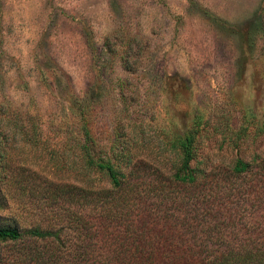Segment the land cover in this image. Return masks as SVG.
<instances>
[{"label":"rangeland","instance_id":"rangeland-1","mask_svg":"<svg viewBox=\"0 0 264 264\" xmlns=\"http://www.w3.org/2000/svg\"><path fill=\"white\" fill-rule=\"evenodd\" d=\"M263 8L264 0H0V148L6 110L37 119L44 143L9 138L5 160L38 180L80 183L67 169L72 156L59 152L69 150L78 107L88 105L100 144L118 124L153 137L160 128L183 127L199 111L209 123L197 161L211 174V188L218 189L236 157L257 171L264 134L249 126L235 148L230 138L242 115L264 118ZM153 143L139 157L160 165ZM259 178L256 214L264 211V170ZM38 212L23 211L20 224L32 223ZM4 213L0 209V217Z\"/></svg>","mask_w":264,"mask_h":264},{"label":"trees","instance_id":"trees-1","mask_svg":"<svg viewBox=\"0 0 264 264\" xmlns=\"http://www.w3.org/2000/svg\"><path fill=\"white\" fill-rule=\"evenodd\" d=\"M261 13L264 34V8ZM125 83H118L123 104ZM75 116L77 125L65 146L69 150L62 148L59 154L72 156L67 169L80 175V183L38 180L6 161L9 138L17 135L30 146L44 143L37 119L2 112L0 209L9 213L0 217V264H264L259 220L264 211H255L262 200L258 178L264 163L256 171L249 161L234 158L227 179L221 178L213 190L211 174L197 161L208 118L195 111L183 127L160 128L153 137L137 127L124 131L118 124L100 144L89 106L80 105ZM248 117L242 115L233 130L231 147L249 126L264 134V118ZM151 138L160 165L139 157ZM150 167L152 178L145 171ZM92 174L102 185L90 180ZM32 209L39 216L21 225V213Z\"/></svg>","mask_w":264,"mask_h":264}]
</instances>
